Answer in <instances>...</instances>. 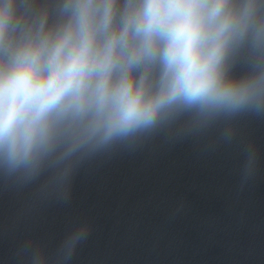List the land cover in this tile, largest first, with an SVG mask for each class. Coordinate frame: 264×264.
I'll return each mask as SVG.
<instances>
[{
  "label": "clouds",
  "instance_id": "clouds-1",
  "mask_svg": "<svg viewBox=\"0 0 264 264\" xmlns=\"http://www.w3.org/2000/svg\"><path fill=\"white\" fill-rule=\"evenodd\" d=\"M246 108H264V0H0V172ZM89 232L70 228L64 260Z\"/></svg>",
  "mask_w": 264,
  "mask_h": 264
}]
</instances>
